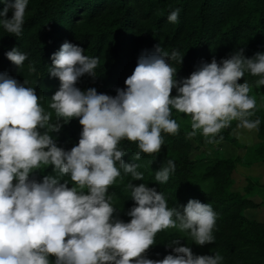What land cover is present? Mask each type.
<instances>
[{
  "label": "clouds",
  "instance_id": "1",
  "mask_svg": "<svg viewBox=\"0 0 264 264\" xmlns=\"http://www.w3.org/2000/svg\"><path fill=\"white\" fill-rule=\"evenodd\" d=\"M0 3V28L21 37L29 0ZM179 15L175 8L167 21L178 23ZM5 57L18 69L28 59L17 47ZM50 59L48 75L60 83L47 109L26 80L0 72V264H224L219 252L194 254L181 238L166 243L171 253L163 259L147 258L157 234L167 229L190 236L198 246L214 243L217 213L196 199L170 207L163 192L133 183L144 181L133 161L160 152L164 134L179 132L173 111L190 117L187 139L199 133L206 143H219L233 121L238 129L258 132L261 121L252 119L257 101L250 91L264 86V52L248 58L241 49L219 61L213 57L177 79L173 62L182 63L183 57L157 45L142 51L114 96L77 86L81 77L97 76L99 63L81 46L64 42ZM246 74L256 77L253 83L238 82ZM73 119L82 128L78 143L66 150L53 134ZM125 140L138 148L129 163L120 147ZM49 166L55 175L30 179ZM175 170L168 160L155 171V183L166 184ZM122 176L131 177L125 190L134 201L127 222L109 194Z\"/></svg>",
  "mask_w": 264,
  "mask_h": 264
},
{
  "label": "trees",
  "instance_id": "2",
  "mask_svg": "<svg viewBox=\"0 0 264 264\" xmlns=\"http://www.w3.org/2000/svg\"><path fill=\"white\" fill-rule=\"evenodd\" d=\"M3 8L0 3V11ZM175 8L180 9V15L178 23L173 24L167 16ZM64 42L81 46L85 55L99 60L97 76L85 75L77 86L81 90L94 87L98 93L114 96L116 88L125 87L142 51L152 52L157 45L169 53L177 50L183 57L182 63L173 62L177 79L188 77L201 61L211 62L213 57L219 61L241 49L248 58L264 52V0H29L21 37L10 36L0 28V72H7L21 83L26 80L47 109L60 83L48 75L50 57ZM13 47L28 56L20 69L5 57V52ZM244 79L251 84L256 77L246 74L238 82L243 83ZM262 88L252 87L250 95L257 101L252 119L261 121L255 133L262 145L254 154L263 156L264 161V108L259 105H264ZM171 95H176L175 89ZM172 118L180 125L179 132L174 136L164 134L165 144L160 152L142 153L139 161H133L144 173V181L133 183L146 182L163 192L170 207L186 205L189 199L211 204L217 213L215 242L198 246L190 236L167 229L157 234L156 244L145 255L163 259L171 253L166 243L181 238V244L189 246L194 254L219 252L224 264H264V222L246 215V211L259 206L247 197L249 188L244 192L235 189L237 162L220 157L218 144L233 142L232 135L238 130L236 122L221 131L223 139L219 143L208 144L199 133L186 138V132L191 131L189 116L173 111ZM81 128L77 119L64 125L53 134L58 146L70 150L78 143ZM120 147L127 153L124 161L132 162L137 145L125 140ZM205 147L209 151L203 157L192 158L194 150ZM168 160L175 162L176 170L166 184L158 185L155 171L166 166ZM46 174L55 175L49 166L30 178L41 180ZM130 180V176H122L109 188L114 205L120 209L118 216L126 222L130 220L126 212L134 204L125 190Z\"/></svg>",
  "mask_w": 264,
  "mask_h": 264
},
{
  "label": "rangeland",
  "instance_id": "3",
  "mask_svg": "<svg viewBox=\"0 0 264 264\" xmlns=\"http://www.w3.org/2000/svg\"><path fill=\"white\" fill-rule=\"evenodd\" d=\"M259 105L264 108L263 104ZM232 139L233 142L218 144L221 147L220 157L237 162L233 177L235 189L244 192L246 188H249L250 193L247 197L259 206L246 211V215L250 219L264 222V161L263 156L257 157L254 154L255 149L262 145L261 141L257 138L255 132L249 133L242 129L236 130L232 135ZM208 151L209 149L206 147L200 151L194 150L192 158L203 157V153Z\"/></svg>",
  "mask_w": 264,
  "mask_h": 264
}]
</instances>
